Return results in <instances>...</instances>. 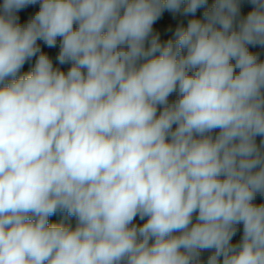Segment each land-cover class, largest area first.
<instances>
[{"label":"clouds","instance_id":"1","mask_svg":"<svg viewBox=\"0 0 264 264\" xmlns=\"http://www.w3.org/2000/svg\"><path fill=\"white\" fill-rule=\"evenodd\" d=\"M207 6L2 0L0 264H264V0Z\"/></svg>","mask_w":264,"mask_h":264},{"label":"crops","instance_id":"2","mask_svg":"<svg viewBox=\"0 0 264 264\" xmlns=\"http://www.w3.org/2000/svg\"><path fill=\"white\" fill-rule=\"evenodd\" d=\"M213 2H214V0H208V6L207 7H210ZM0 3H2V0H0ZM38 8H39V5L29 6L28 8H26V9L22 10L20 13H18V15L20 16V22L21 23H25L27 21V19L31 15H34V13L36 11H38ZM251 9H252V5L251 4H248L247 2L243 3L242 7H241V15L242 16H246L247 13ZM204 10L205 9L198 10V12L196 13V17L203 19L202 13H203ZM191 18L192 17H190V16L189 17H184V16H181L179 14H177L175 16V18H173V15L171 13L165 12L163 14V16L161 17V19L159 21H157V23L154 25V31H159L160 34H161V39L162 40H166L167 38L172 36V32L168 31L169 27H171L174 30L175 27L178 24L183 23L184 26H186L188 20L191 19ZM56 51H58V49L49 50V52H50V54H52L53 58L55 57V52ZM30 63L33 65L34 64V60L31 61ZM62 67L64 68V70H67L68 66H62ZM170 100H173V99L170 97ZM257 139H258V142H259V138H257ZM262 201H264V198L258 196L256 202L259 203V202H262ZM70 223L72 224L73 227L75 226V221H71ZM209 254L210 253L207 252L205 257L203 258L204 261H205V264H206L207 256Z\"/></svg>","mask_w":264,"mask_h":264},{"label":"built area","instance_id":"3","mask_svg":"<svg viewBox=\"0 0 264 264\" xmlns=\"http://www.w3.org/2000/svg\"><path fill=\"white\" fill-rule=\"evenodd\" d=\"M253 52H259L260 53V59L264 60V48H260V47H256V48H251L250 49ZM173 100L176 98V95L173 94V96L171 97ZM242 235V225L239 226V231L237 232V235L233 238V242L239 241L240 237ZM207 252L203 253V258L205 257Z\"/></svg>","mask_w":264,"mask_h":264},{"label":"trees","instance_id":"4","mask_svg":"<svg viewBox=\"0 0 264 264\" xmlns=\"http://www.w3.org/2000/svg\"><path fill=\"white\" fill-rule=\"evenodd\" d=\"M31 66H32L31 63L26 64V65H25V68H24L22 71H27V70H29ZM63 218H64V215L58 213L57 215L51 217V218H50V221H51V222H61V221L63 220Z\"/></svg>","mask_w":264,"mask_h":264},{"label":"rangeland","instance_id":"5","mask_svg":"<svg viewBox=\"0 0 264 264\" xmlns=\"http://www.w3.org/2000/svg\"><path fill=\"white\" fill-rule=\"evenodd\" d=\"M62 221L65 222V223H70L71 221H75V219L74 218H67L66 216H64Z\"/></svg>","mask_w":264,"mask_h":264}]
</instances>
